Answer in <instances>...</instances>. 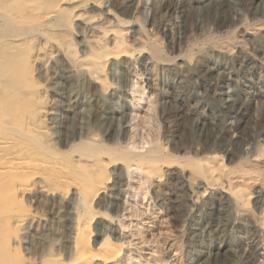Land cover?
I'll return each mask as SVG.
<instances>
[{"label": "rangeland", "instance_id": "374dc122", "mask_svg": "<svg viewBox=\"0 0 264 264\" xmlns=\"http://www.w3.org/2000/svg\"><path fill=\"white\" fill-rule=\"evenodd\" d=\"M23 9H0V59L43 85L50 144L83 135L130 156L155 145L168 164L159 184L111 163L90 202L91 241L121 249L109 264H264V179L243 170L264 147V0H60L34 28ZM116 43L143 52L95 71L85 58ZM20 201L9 264L74 259L80 195Z\"/></svg>", "mask_w": 264, "mask_h": 264}, {"label": "bare ground", "instance_id": "6f19581e", "mask_svg": "<svg viewBox=\"0 0 264 264\" xmlns=\"http://www.w3.org/2000/svg\"><path fill=\"white\" fill-rule=\"evenodd\" d=\"M14 2L24 3L23 11L27 12L28 20H33V28L39 24L36 22L55 17L60 4V0H0V9ZM9 39L10 42H4L6 46L11 44ZM142 52V49L131 51L124 44L116 43L107 52L84 58L96 71L110 58H127ZM36 60L33 57L34 63ZM21 61L12 63L11 56L0 59V264H7L11 251L17 249L16 242L12 248L9 246L11 227L19 226L28 216L19 205L22 197L36 190L45 192L51 189H72L80 195L73 237L75 258L68 264H109V259L121 249L109 237L98 246L91 241L90 225L94 213L90 202L109 189L111 163L122 161L128 169H139L146 178H153L159 184L169 169L168 164H165L159 146L155 145L147 147L142 154L130 156L118 151L109 152L81 135L75 138L67 136L63 149L53 147L51 138L44 137L50 128L49 110L42 105L46 101V91L43 85L38 86L34 80H28L27 70ZM261 107H264V101ZM261 163H264V147L255 152L253 160L243 170L249 171L251 178L264 179ZM14 197L19 199V204L12 202Z\"/></svg>", "mask_w": 264, "mask_h": 264}]
</instances>
